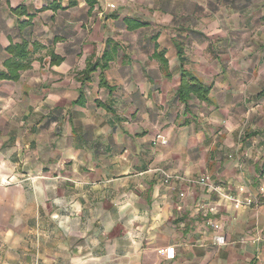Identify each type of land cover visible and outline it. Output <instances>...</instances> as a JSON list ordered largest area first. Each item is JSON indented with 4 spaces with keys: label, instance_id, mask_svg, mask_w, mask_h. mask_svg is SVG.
Here are the masks:
<instances>
[{
    "label": "crops",
    "instance_id": "1",
    "mask_svg": "<svg viewBox=\"0 0 264 264\" xmlns=\"http://www.w3.org/2000/svg\"><path fill=\"white\" fill-rule=\"evenodd\" d=\"M93 1L0 0V264H264V0Z\"/></svg>",
    "mask_w": 264,
    "mask_h": 264
},
{
    "label": "trees",
    "instance_id": "2",
    "mask_svg": "<svg viewBox=\"0 0 264 264\" xmlns=\"http://www.w3.org/2000/svg\"><path fill=\"white\" fill-rule=\"evenodd\" d=\"M89 4H94L93 0H86ZM74 1L69 3L68 7L73 6ZM10 12L18 18L26 17L27 20L20 22L19 26L21 28H26L29 26L31 18L26 16V11L23 6H18L14 9H10ZM136 26V25H135ZM138 26V25H137ZM39 47V46H37ZM113 50L108 48L106 45L101 57L95 63H88L85 70L82 72L84 80H88L89 76L94 73L97 69L101 70L102 80L104 83L103 74L108 67V63L111 61ZM7 53L10 55V59L4 63L6 69L5 72L0 71V80H16L18 78V73L29 67V43L22 40L19 44L10 45L7 48ZM54 58V63L58 62V58ZM164 62L163 60H161ZM210 92V87L200 83L196 78L188 76L183 73V79L177 89V97L179 101L187 103L192 97H195L199 101L208 100V95Z\"/></svg>",
    "mask_w": 264,
    "mask_h": 264
},
{
    "label": "built area",
    "instance_id": "3",
    "mask_svg": "<svg viewBox=\"0 0 264 264\" xmlns=\"http://www.w3.org/2000/svg\"><path fill=\"white\" fill-rule=\"evenodd\" d=\"M161 144H165L166 142L161 140L160 141ZM170 177H166V182L168 181ZM196 184L204 187L206 190H208L209 192H218L219 188L217 186H215L211 180L210 177L207 175H203L200 178H198L197 180L194 181ZM260 193L263 194L264 193V189H260ZM230 201H232L235 205L236 208H240L243 206H264V197H256L254 199H248V200H236L233 199L231 197H227ZM211 227H213L214 229H219L218 225H214V224H210ZM216 243L217 244H223L224 240L222 237H218L216 238ZM158 255L161 256L162 258L166 259V260H173L175 258V250L173 247H168V248H163V249H159L157 251Z\"/></svg>",
    "mask_w": 264,
    "mask_h": 264
}]
</instances>
